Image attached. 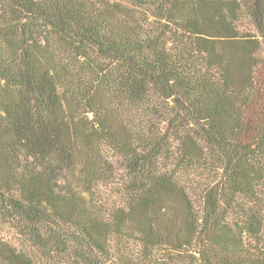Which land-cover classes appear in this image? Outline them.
Masks as SVG:
<instances>
[{"label": "trees", "instance_id": "trees-1", "mask_svg": "<svg viewBox=\"0 0 264 264\" xmlns=\"http://www.w3.org/2000/svg\"><path fill=\"white\" fill-rule=\"evenodd\" d=\"M263 67L264 0H0V264H264Z\"/></svg>", "mask_w": 264, "mask_h": 264}, {"label": "rangeland", "instance_id": "rangeland-1", "mask_svg": "<svg viewBox=\"0 0 264 264\" xmlns=\"http://www.w3.org/2000/svg\"><path fill=\"white\" fill-rule=\"evenodd\" d=\"M238 28L241 32H249L252 34H255V30L254 28L246 21L243 20L238 24ZM263 75L261 76L262 80H264V67H263ZM1 235L9 240L11 243H13L16 246H20V242L19 240L16 238V236L12 233V232H8V231H3L1 232Z\"/></svg>", "mask_w": 264, "mask_h": 264}]
</instances>
